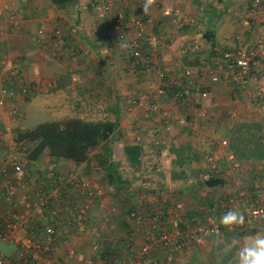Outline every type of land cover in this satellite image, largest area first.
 Segmentation results:
<instances>
[{
	"label": "crops",
	"instance_id": "1",
	"mask_svg": "<svg viewBox=\"0 0 264 264\" xmlns=\"http://www.w3.org/2000/svg\"><path fill=\"white\" fill-rule=\"evenodd\" d=\"M104 3L111 4L108 12L101 8ZM142 3L143 0H0L3 11L0 16V85H8L4 76L9 68H18L19 75L12 84L18 93L17 101L23 99L26 107L33 98V118L36 120L30 123L19 117V122L12 121L7 112L8 104L0 107V152L3 151L0 167L10 156L8 153L13 149L16 132L28 129H21L20 124L26 125L27 122L26 126L32 128L38 123L65 117L83 119L95 114L97 102L110 101L113 119L119 117L116 135L120 140L112 145L111 161L122 169L121 166L126 165L123 146L137 144L141 148L136 163L138 171L131 176L134 182L125 193L105 192V197L91 207L84 223H79L66 237L50 244L55 262L106 264L109 260L116 261L112 264H126L125 253L134 251L137 240L126 236L130 227L125 218L126 209H122L120 216L110 214L113 203H125L128 208L133 206L141 210L162 205L169 215L170 209H175L173 212H178V216L172 214L171 225L182 228L186 224L204 222L196 208L209 201L212 205L206 204L213 208L211 214L216 231L200 237L180 256L181 261L203 264L208 259L209 263L218 264L224 255L231 254L227 256L226 264H234V260L237 264L239 249L235 251L230 243L239 241L241 246L245 237L254 235L253 230L249 226L235 230L223 226L220 218L227 211L217 205L224 196L236 194L238 200L233 208L241 212L248 199L244 192L254 193L256 189L252 187L255 183L256 187L264 188V107H248L246 100L253 99V88H250L251 93L241 92L239 101L235 99L237 96L231 97L225 81L228 70L219 61L221 53L235 50L239 40L251 43L258 38V26L264 25L263 7L252 10V0H155L147 13H143ZM164 9L170 10L168 16L162 14ZM118 13L125 18L150 15L156 24L153 29L163 33L162 69L169 78L183 85V67L193 66L198 83L208 90L206 98L172 103L165 95L159 94L158 101L163 106L160 114L150 116L138 108L129 111L127 101L131 95L145 94L144 83L128 77L127 85H122L123 80L116 74L118 67L108 63L112 54L116 58L120 54L122 44L114 38L106 40L100 32V28L109 26ZM11 19L17 21V25H12ZM183 42L196 46L195 50L191 52L188 46H181ZM110 67L116 70L109 73ZM214 74L220 80H213ZM34 84L38 85L36 90L23 92V88ZM232 111L237 114L234 122L230 117ZM182 118L186 120L185 126L179 124ZM176 124L179 125L174 126ZM157 135L161 138L155 139ZM221 140H226L227 144L222 147L217 167L211 169L206 153ZM93 151L96 150H91L90 154ZM226 153L234 155L237 169L222 178L221 186L201 188L198 181L205 176H201L200 162L205 163L209 173L218 171L221 177L222 169L228 167L224 158ZM42 155L32 159L30 165L25 163L28 174L31 169L44 171L47 168L38 167ZM90 158L80 164L62 160L61 165L74 166L90 187L96 189L103 186L105 177L93 172L98 166ZM83 168L88 174L80 172ZM142 185L147 189L141 188ZM241 185H245L246 190H240ZM202 191L208 195L203 196ZM142 197L149 199L148 205L132 204ZM62 198L70 204L78 197L70 187ZM17 210L18 205L0 193V215L12 217ZM34 214L36 219L44 211L36 209ZM23 232L26 231L21 229ZM15 247L11 242L0 240V257L5 264H21ZM160 257L164 258V255Z\"/></svg>",
	"mask_w": 264,
	"mask_h": 264
},
{
	"label": "built area",
	"instance_id": "2",
	"mask_svg": "<svg viewBox=\"0 0 264 264\" xmlns=\"http://www.w3.org/2000/svg\"><path fill=\"white\" fill-rule=\"evenodd\" d=\"M110 5L104 3L101 8L104 12H108ZM262 7L264 11V0H252L250 7L252 10ZM162 14L168 16L170 10L164 9ZM1 15L3 11L0 9ZM11 23L17 25V21L13 19ZM154 26H156L155 20L150 15L145 17L130 15L125 18L118 13L109 26L100 28L106 40L110 41L114 38L122 45H127L125 69L139 83H144V96L142 94L132 96L129 99L128 110L138 108L150 116L160 114L163 110V106L158 101L159 94L165 95L172 103H180L204 99L208 93L207 88L198 83L193 66L183 67V85H180V81L168 77L160 66L163 33L161 30H154ZM258 31L259 36L255 41L247 43L239 40L235 50L223 51L219 64L228 70L225 81L231 91V97L244 93L248 86H251L254 89L253 100L263 103L264 69L260 68L264 66V25L258 26ZM181 46H188L191 52L196 48L188 42H183ZM18 75V68H9L4 76L8 85H0V107L3 108L8 104L7 112L11 118L21 116L17 101L18 93L12 85ZM212 77L213 80H220L216 74ZM37 88L36 84L27 86L23 88V92L34 91ZM236 115V111L230 113L231 118H236ZM179 124L185 125L186 120L180 119ZM28 143L25 140H15L17 155L8 156L0 167V193L8 196V199L18 205V210L12 217L0 215V240L11 242L16 246L17 258L21 264H57L50 244L53 245V242L58 241L62 236L66 237L79 223H84L91 207L105 197L106 191L103 186L92 189L89 182L79 175L74 166L65 169L47 167L44 171L35 170L36 172L28 174L24 162L29 149ZM226 144V140H221L214 149L207 152L206 160L211 169L217 167L222 156V147ZM224 158L229 167L227 174L230 175V172L238 166L232 153H226ZM70 187L76 191L78 198L69 204L63 201L62 195L66 194ZM237 200L236 194L224 196L220 199L219 208L226 211L234 209ZM134 203L141 204L140 206L149 204L147 200L135 201L132 203L135 206ZM151 207L147 210L128 209L125 203L119 202L110 206V214L113 216H120L122 209L128 210L125 218L130 223V227L126 236L132 240L141 239L140 245L136 243L132 253L126 251V264H173L178 256L191 249L200 237L216 231L211 214L213 208L208 207L207 204L196 208L197 214L201 219L204 218V222L186 224L182 228H174L171 225L172 214L178 216V212H173L175 209H170L169 215L162 209V205H151ZM36 209H42L44 214L34 219ZM243 214L245 223L233 226L231 230L244 229L253 223L263 222L264 204L257 203ZM21 229L26 232L21 233ZM160 255H164V258ZM0 264H5V260L1 257Z\"/></svg>",
	"mask_w": 264,
	"mask_h": 264
},
{
	"label": "trees",
	"instance_id": "3",
	"mask_svg": "<svg viewBox=\"0 0 264 264\" xmlns=\"http://www.w3.org/2000/svg\"><path fill=\"white\" fill-rule=\"evenodd\" d=\"M118 123L119 117H115L110 121H85L78 117H65L59 120L38 123L29 129L19 130L16 132L14 139L25 140L32 144L29 150L31 159L45 153L54 160H72L80 164L87 162L89 156H91L90 160L92 162L96 161L100 172H104V180L107 182L109 190L117 195V193L126 191L129 185L134 182L131 178L134 174L129 173L131 171L137 173L138 166L136 163L141 155V148L137 144L129 143L123 146V156L126 160L124 166L129 169L128 173L119 169V165L111 161L114 153L112 145L120 141L116 135ZM99 147L101 148L100 151L95 152V155L92 156L93 153L90 154V151ZM198 183L211 188L217 185L221 186L223 179L217 171L213 174L208 173ZM140 187L147 189L143 185ZM254 187L257 188L256 183L252 188L254 189ZM207 202L212 205V202ZM132 207L128 209H133ZM217 207L219 208V204ZM230 244L235 251L240 247L239 243L231 242ZM227 256L230 257L231 254ZM227 256L224 255L218 264H226ZM110 262L113 261L107 260L106 264ZM173 264H176V262ZM234 264H236V260H234Z\"/></svg>",
	"mask_w": 264,
	"mask_h": 264
},
{
	"label": "rangeland",
	"instance_id": "4",
	"mask_svg": "<svg viewBox=\"0 0 264 264\" xmlns=\"http://www.w3.org/2000/svg\"><path fill=\"white\" fill-rule=\"evenodd\" d=\"M119 52H120V54H118V56H117V58L114 56V54H112V57L108 60L109 62V64H111L112 66H117L118 68H116V69H114L113 67H110L108 70V72L110 73H112V69H114V71L116 70V74L119 76L120 75V77H121V79L123 80V82H122V85L125 87L126 85H127V81H126V79L129 77V78H131V79H133V81L135 82V81H137L136 80V78L133 76V75H130V74H128V72H127V70L125 69V61H126V59H127V55H128V52L125 50V47H120L119 48ZM126 52V53H125ZM108 54H111V53H108ZM112 60H114V61H112ZM118 60H122V62L120 63ZM118 62L121 64V67H119V65H118ZM110 70H112V71H110ZM109 86V85H108ZM130 88H132V87H130ZM250 88H252L251 86H248V88L245 90V94H248V92H250L251 91V89ZM225 89V88H224ZM131 90V89H130ZM123 91H125V92H127V90H124L123 89ZM247 91V92H246ZM252 92V91H251ZM250 92V93H251ZM252 94V96H253V93H251ZM134 95H137V94H134ZM133 95V96H134ZM122 96V95H121ZM243 96V95H242ZM241 96V97H242ZM126 97V96H125ZM132 97V95L130 96V98ZM129 98V99H130ZM240 97L239 96H237L236 97V100L237 101H239L238 99H239ZM244 100V99H243ZM32 101H33V98L31 99V100H29L28 102H31V104L30 105H27L26 107H25V105L23 104V99H20L19 101H18V104H19V108H20V110H21V116H20V118H25L26 120H28L30 123H34V121H36L34 118H33V109L35 108V103H32ZM246 101H248L249 103V106L248 107H254L255 109L256 108H262V107H264V102L263 103H258V102H256L255 100H253V99H251V100H246ZM28 102H26V103H28ZM243 102V101H242ZM129 104V100L127 101V105ZM259 105V106H258ZM24 107H25V109H24ZM63 109H65V107L63 108ZM68 109V108H67ZM133 109H135V108H133ZM133 109H131V110H133ZM94 110V109H93ZM63 110H61L60 112H62ZM94 111H96L95 112V114L94 115H91V116H85L83 119H86V120H89V121H110V120H113V111H112V107H111V102L110 101H100V102H97V105L95 106V110ZM81 113V112H80ZM120 113H122L123 114V112H121V110H120ZM24 116V117H23ZM125 117V116H124ZM122 118V117H121ZM17 119H19V118H10V120H15V121H18ZM230 119V118H229ZM231 119H233V122H234V120H235V118H231ZM24 120V119H23ZM19 122V121H18ZM13 124V123H12ZM16 124V123H15ZM26 125H27V122L25 123ZM130 124V123H129ZM128 124V125H129ZM26 125H24L23 123L22 124H20V128L21 129H25V128H28L29 129V127L28 126H26ZM179 125V124H178ZM177 124L176 125H174V126H178ZM180 126H185V125H180ZM14 128H17V125H15L14 126ZM130 134H131V132H129ZM161 138V136L159 137V135H157L156 137H155V139H160ZM11 144H12V142H11ZM31 143H28V153H27V155H26V158L24 159V162L25 163H27V165H30V164H32V159L29 157V150H30V148H31ZM13 149L11 150V152H9L8 154H10L11 156H16L17 155V148H16V146L14 145V143H13ZM97 149H99V148H96L95 150L96 151H93V156L95 155L94 153L95 152H97ZM204 151V150H203ZM3 153V151L2 152H0V155ZM61 161L62 160H54L52 157H50L49 155H47V154H43L42 155V157L40 158V163H38V164H40L38 167H40V168H43L44 169V167H55V168H60V169H65V168H67L69 165H65V166H63V164L61 165ZM34 164V163H33ZM198 166H200V169L202 170V174L203 175H201L202 177L203 176H206L208 173H209V170H208V167L205 165V163L203 162V161H201L200 162V165H198ZM35 167H37V166H35ZM82 168V167H81ZM121 168H122V170L123 171H125L126 173H128V171H129V169H126V167L125 166H121ZM37 170V169H36ZM229 170V168L227 167V168H224V169H222V175H221V177H223V178H225L226 176H229L228 174H227V171ZM35 170H33V169H31L30 170V172H34ZM80 172L81 173H87L88 174V171L86 170V168L84 169L83 168V171H82V169L80 170ZM93 172H97V173H100V176H102L103 175V178H104V172H100V171H98V169H95ZM140 172V171H139ZM102 174V175H101ZM129 174H134V172H130ZM200 178V177H199ZM201 179V178H200ZM104 180V179H103ZM202 180V179H201ZM200 180V181H201ZM104 182V184H103V188L105 189V191L107 192L108 191V193L109 194H112V192L109 190V188H108V185H107V182L104 180L103 181ZM202 184H200V186H201ZM202 187H205V186H201V188ZM258 188H260L261 189V191L260 192H258V191H256V193L259 195L260 194V197H258V195L254 192H251V194L248 192V191H245L246 190V186L245 185H241V187L239 188L240 190H243V189H245L244 191V194H248V199H247V203L246 204H244V209H243V211H241L242 213H244L246 210H248L251 206H253V205H255V204H257L259 201H260V203H261V201L264 203V188L262 189L261 187H257L256 188V190L258 189ZM204 189V188H203ZM205 189H207L206 187H205ZM254 189H255V187H254ZM155 192H158L157 190H155ZM122 193V192H121ZM120 193V194H121ZM123 193H125L124 191H123ZM122 193V194H123ZM143 193H144V191H143ZM201 193H204L203 191L201 192ZM118 194V193H117ZM208 194H203V196H207ZM140 200H149V199H147L146 197H142ZM139 200V201H140ZM216 200H217V197H216ZM201 202H203L202 200H200ZM205 201V200H204ZM12 202V201H11ZM141 203H143L144 204V202L143 201H141ZM206 203H208L207 201H205L204 202V204H206ZM262 203V204H263ZM250 229H252L253 230V233L254 234H256L257 232H261V233H264V221L263 222H258V223H253V224H251L250 226ZM250 236H252V235H250ZM140 242H141V239L140 238H138L137 239V241H136V243H137V245H140ZM177 261V262H176ZM175 262H176V264H184V263H182L183 261H181V258H180V256H178V259L176 260ZM203 264H211V262L209 263L208 262V259L206 260V261H204V262H202Z\"/></svg>",
	"mask_w": 264,
	"mask_h": 264
},
{
	"label": "clouds",
	"instance_id": "5",
	"mask_svg": "<svg viewBox=\"0 0 264 264\" xmlns=\"http://www.w3.org/2000/svg\"><path fill=\"white\" fill-rule=\"evenodd\" d=\"M154 3L155 0H143V13H147ZM121 47H127V45L123 44ZM220 223L231 230L233 226L243 225L245 216L239 210L231 209L222 215ZM235 243H239V241ZM237 264H264V233L257 232L252 236L245 237L237 252Z\"/></svg>",
	"mask_w": 264,
	"mask_h": 264
}]
</instances>
